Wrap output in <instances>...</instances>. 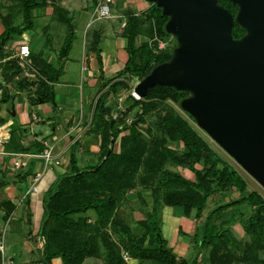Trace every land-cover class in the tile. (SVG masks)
Masks as SVG:
<instances>
[{"label": "trees", "instance_id": "16d2710c", "mask_svg": "<svg viewBox=\"0 0 264 264\" xmlns=\"http://www.w3.org/2000/svg\"><path fill=\"white\" fill-rule=\"evenodd\" d=\"M17 1L24 23L12 25L4 21L0 46L33 26L34 9L51 6L58 19L66 26L67 33L58 54L64 58L71 48L74 26L68 11L58 5L60 0ZM218 2L235 14L237 6L231 0ZM166 21L167 17L163 16L161 9L153 3H150L143 18L133 12H127L125 15L122 34L126 42L127 60L115 76L103 82L100 89L103 91L93 105L88 125V128L100 136V156L95 164L79 167L76 155L78 143L74 140L69 151V167L45 192L42 201L43 215L38 231L43 238L42 264H51V260L56 257L61 259L62 264H83L89 257L104 258L102 264H127L121 255V248L129 257L139 260L140 263L196 264V258L205 246L210 247L209 258L216 260L214 264L232 263L235 255H231L230 247L233 250L241 249L244 252L242 259H247V253H251L248 257L250 261L264 264V258L257 256L258 252L264 250V199L258 192L247 188L242 175L207 144L187 119L170 107H166L161 113L156 126L158 131L166 134L169 141L181 146V153L164 144L163 139L160 141L156 135L151 134L150 127H146L145 131L152 137L147 141L143 139L140 124L146 122V115L158 108L159 101L170 99L181 107V101L188 95L187 92L177 91L167 85H154L144 97L137 100L126 96L127 105L123 115L126 116L135 108L139 109L131 122L125 120L121 111V116L112 115L109 100L117 88L126 82L124 77L134 74L141 80L154 66L169 60L176 46L174 38L172 45H166L164 49L156 52L158 41L167 42L171 37L165 30ZM243 33L244 30L234 24L233 37H240ZM139 34H144L148 39L136 45V37ZM93 50L101 68L97 38ZM30 57L39 76L36 83L30 82V85L36 84L31 100L33 103H51L53 83L58 78L61 65L53 66L41 53H31ZM21 72L22 68L16 59L11 58L1 65V74L5 81ZM187 116L195 122L192 116ZM111 121L113 122L110 128ZM111 137L112 147L104 158ZM116 143L118 150L115 149ZM166 161L189 169L194 175V180L187 179L178 171L165 168L163 164ZM138 180L152 191L154 206L159 204L180 207L187 217L195 211L197 223L193 235V258L177 259L172 254L162 236L161 219L156 212L151 211L144 221L146 229L142 237H136L130 228L118 219L116 212L120 201ZM232 192H237V195L230 197ZM215 194H219L224 200L219 203L215 201V205L207 210V203L214 199ZM244 203L250 205L253 210L247 218H239L250 238V242L241 245L231 231V224L236 218L229 217L225 226L215 225L213 218L216 213ZM88 212L94 214L93 220ZM109 228L120 232L119 244L110 238ZM219 246L225 247L226 251L218 253L216 250Z\"/></svg>", "mask_w": 264, "mask_h": 264}, {"label": "crops", "instance_id": "0c3cea01", "mask_svg": "<svg viewBox=\"0 0 264 264\" xmlns=\"http://www.w3.org/2000/svg\"><path fill=\"white\" fill-rule=\"evenodd\" d=\"M130 2L135 5L133 13L138 16H144L150 7L146 0ZM3 5L0 1V6ZM58 5L69 14L63 0ZM49 8L52 7L36 8L33 15ZM120 17L112 5L111 17L104 19L101 26L90 33L92 38L89 36L86 52L77 61L68 57L69 52L64 58L59 57L61 47L49 45L48 41H30L29 36H24L23 41H17L14 48L8 45L9 41L0 46V126L9 129L7 140L0 141V227L5 226L9 230V243L6 245L5 242L6 256L14 257L21 263L42 264L43 238L38 231L43 215V197L49 186L69 167V151L74 139L77 138L78 143L76 155L79 167L98 161L101 139L88 125L94 102L103 91L100 90L103 82L115 76L127 60L126 42L122 34L125 17L121 21L118 19ZM116 20H119V26ZM96 38L101 68L93 50ZM147 39L144 34H139L136 45ZM21 43H27L32 54L41 53L53 66L61 65L58 78L53 83L51 103L32 102L36 84L30 85L24 77L26 71L7 81L3 80L1 65L6 60L17 58L16 53ZM44 46L47 48L43 49ZM46 147L52 148L54 160L58 163L52 161L45 164L41 157L34 156ZM16 154L26 160L25 167L13 166ZM182 169L179 167L178 172L193 181V173L187 168ZM34 185H37L36 191L32 189ZM159 214L161 233L167 247L177 259H188L190 251L194 250L193 235L197 223L195 211L187 217L180 207L162 205ZM11 239L14 242L11 243ZM17 252L23 256L17 258ZM86 259L83 264H93L86 262ZM51 264H62V261L56 257L51 260ZM127 264L144 263L129 257Z\"/></svg>", "mask_w": 264, "mask_h": 264}, {"label": "water", "instance_id": "95a60500", "mask_svg": "<svg viewBox=\"0 0 264 264\" xmlns=\"http://www.w3.org/2000/svg\"><path fill=\"white\" fill-rule=\"evenodd\" d=\"M146 1L167 17L176 46L128 96L142 98L154 85L187 92L181 108L264 188V0H231L235 15L218 0Z\"/></svg>", "mask_w": 264, "mask_h": 264}, {"label": "rangeland", "instance_id": "374dc122", "mask_svg": "<svg viewBox=\"0 0 264 264\" xmlns=\"http://www.w3.org/2000/svg\"><path fill=\"white\" fill-rule=\"evenodd\" d=\"M0 1L4 4L3 6H0V32L3 31L4 28L3 24L5 23L4 21H7L12 25H23L24 20L18 1L17 0H0ZM63 1L66 3V7L69 9V16L72 18V24L74 25L75 28L74 38L71 43V48L68 57L73 61H77L80 60L81 55L82 54L84 55V53L86 52L85 46L88 43L90 33L95 28L101 26L104 19H95V20L92 19L94 18L93 11L97 0H63ZM130 1H136V0H114L113 7L114 9L117 10V13L121 15V17L118 18L120 21L125 17L127 12H131V11L133 12L132 8L135 7V5L131 4ZM41 11H42L41 13H37L36 15H33V26L27 29L25 31V34L15 35L14 38L8 42V45L10 47L14 48L17 41H23L24 36H29L30 41H36V40L48 41L49 45H54V47L55 45H57V47L62 46L65 35L67 33L66 26L64 25L63 22H61L58 19L57 13L53 11L52 8L43 9ZM139 17L143 18V15H139ZM119 20H116L118 26L120 24ZM90 37L92 38V36ZM172 44H173V37L171 36L167 40L166 45L169 46ZM45 48L47 47L44 46L43 49ZM13 59H16L18 62L17 58H13ZM20 67L22 68L23 72L26 71V76L24 77L29 81V83L30 82L36 83L39 76L35 70V67L32 65V62H30L29 64L27 63L24 66L20 65ZM124 78L126 82H124V84L120 85L117 88L116 92L113 94V98L111 97L109 100V103L112 108V115L114 117L120 115L119 111H121L122 115L124 114L123 111L125 110L127 105V103L125 102V98L127 95H129L132 92L133 87L136 85V83L140 81V79L134 74L127 75ZM166 107H170L176 113L182 115L185 119H187L189 123L192 125V127L205 139L207 144L242 175V177L245 179L247 183V188L249 190H254L258 192L260 196L264 199V188L255 179H253L243 168H241L206 133H204L196 125V123L193 122L187 116L186 112L178 104H176V102L170 99L160 100L158 103V108L155 111H153L151 114L146 115V122L140 124L142 130L141 132L143 134V139L145 141L150 140V138L152 137L151 134L153 133V135H156L160 141H162L163 139L164 144L171 147L172 149H175L178 153H181L182 151L181 146L176 142L169 141L166 134L162 131H158V128L156 126L161 116V113L164 111ZM137 111H139V109L135 108L126 116L123 115V117H125V120L129 123L135 118V112ZM40 125L41 123H39V126ZM146 127H150V129L152 130L151 134L145 131ZM115 149L118 150V143H116ZM163 166L172 171L179 170V166L173 164L170 161H166L163 164ZM197 167L200 168L199 165H197ZM181 170L183 169L181 168ZM142 174L143 171L140 172V175ZM232 195L233 196L231 197H235V195H237V192H233ZM153 198L154 196L152 191L149 188H146L138 180L133 188L126 191L122 200L119 203V207L117 209L116 215L118 219H120L122 224H126L136 237H142L143 232L146 229V226L144 225V221L147 219L148 214L151 211L156 212L157 216L159 214L158 212L160 209V205L156 204V206H154ZM227 199L228 198H225V200ZM222 200H224V198H222L219 194H215L214 199L213 200L210 199L208 201L207 210H209L208 208L211 209L215 205V201L219 203ZM252 210L253 208L247 203L241 204L239 206H235L233 208H228L219 213H216L213 218V223L217 226H221L222 224L225 226L226 225L225 222L229 217L236 218V221L233 224H231V231L234 237H236L240 241L241 245H244L247 244V242H250V238L246 232V229L241 224L239 218L242 219L247 218L251 214ZM88 215L90 219L92 220L94 219V214L92 212H88ZM160 229L162 232V223H160ZM5 233H6L5 235H7L5 236V242L7 245L9 243L8 240L9 230L7 228ZM108 233L110 238L114 242L118 244L121 242L120 232H116L113 228H109ZM146 241L147 240H145V242ZM10 242L12 243L14 242V240L11 239ZM243 247L244 246H242V248ZM7 249L8 248L6 247V250ZM120 250H121V255L123 257V252L125 251L122 248ZM230 250H231V255H235L233 257L231 264H257L250 261V259L248 258L250 257L251 253H247L248 254L247 259H242L241 255L244 254V252L241 249L233 250L232 247H230ZM216 251L218 253H222L226 251V248L223 246H219V248ZM210 253H211L210 247L208 246L203 247L200 251V254L196 258V264H214L216 260H212L209 258ZM189 254L190 255L188 259L193 258L194 250L190 251ZM238 255L241 259L238 258ZM15 256L17 258H20L23 255L17 252L15 253ZM257 256L260 258H264V250L258 252ZM103 259L104 258H100V259L88 258L86 259V262H91L93 264H102ZM144 264H151V263L144 262Z\"/></svg>", "mask_w": 264, "mask_h": 264}, {"label": "built area", "instance_id": "2783aa9c", "mask_svg": "<svg viewBox=\"0 0 264 264\" xmlns=\"http://www.w3.org/2000/svg\"><path fill=\"white\" fill-rule=\"evenodd\" d=\"M114 3V0H97L94 11H93V20L95 19H107L111 17L112 14V5ZM124 25V24H123ZM166 46V42L159 40L156 48V52L160 49H164ZM30 47L27 43H21L19 45V48L16 53V57L18 59V63L21 66H24L25 64H29L31 62L30 60ZM9 135V129L4 126H0V141H6ZM74 140H77L74 139ZM17 158L13 162V166L15 167H25L27 165L26 160L21 159L19 154L15 155ZM34 156H39L44 160L45 164H49L50 162L54 161L55 163H58L57 160H54L52 148L46 147L41 152L35 154ZM38 178H36L37 180ZM33 191L37 190V185H34L32 187ZM5 226L0 227V264H24L19 261H17L14 257H8L5 254ZM123 258L125 260H128L129 255L127 252H123Z\"/></svg>", "mask_w": 264, "mask_h": 264}, {"label": "flooded vegetation", "instance_id": "af4514ba", "mask_svg": "<svg viewBox=\"0 0 264 264\" xmlns=\"http://www.w3.org/2000/svg\"><path fill=\"white\" fill-rule=\"evenodd\" d=\"M235 5V4H234ZM237 11V10H236ZM231 13V12H230ZM236 13V12H235ZM233 15H235V14H233ZM234 27V26H233ZM233 30V29H232Z\"/></svg>", "mask_w": 264, "mask_h": 264}]
</instances>
